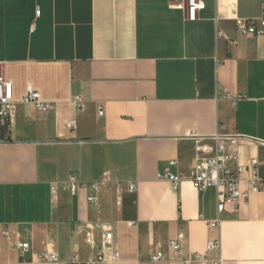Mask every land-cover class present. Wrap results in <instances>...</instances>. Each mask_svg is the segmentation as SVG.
Returning <instances> with one entry per match:
<instances>
[{"label": "crops", "instance_id": "0c3cea01", "mask_svg": "<svg viewBox=\"0 0 264 264\" xmlns=\"http://www.w3.org/2000/svg\"><path fill=\"white\" fill-rule=\"evenodd\" d=\"M182 1L0 0V76L15 101L31 84L53 106L19 103L5 131L0 120V264L84 263L108 232L110 264H184L151 261L179 233L185 258L264 264V190L248 185L264 179V34L237 28L264 19V0H203L195 20ZM217 134L247 191L222 214L216 189L191 182L197 148ZM105 172L137 190L94 189ZM71 176L86 190L53 195Z\"/></svg>", "mask_w": 264, "mask_h": 264}, {"label": "built area", "instance_id": "2783aa9c", "mask_svg": "<svg viewBox=\"0 0 264 264\" xmlns=\"http://www.w3.org/2000/svg\"><path fill=\"white\" fill-rule=\"evenodd\" d=\"M231 6H235L237 0H223ZM178 9L186 11L190 20H195L199 13L205 9L203 0H183L182 3L176 6ZM238 31L243 35H263L264 34V19L243 20L237 19ZM19 103L32 104L41 112H48L53 106L51 103L42 99L41 94L31 85L27 84L26 91L20 102L15 101L13 94V84L10 81L0 76V120L4 126H7L11 118L15 115L17 105ZM73 103L77 108H82V99L75 98ZM100 115H103V110L100 109ZM77 126L76 121L68 123V128L74 130ZM197 159L192 170L191 182L195 189L206 191L209 188H215L217 192V211L222 214L226 210V205L229 203L235 208L238 207L240 199L246 196L247 191L241 192L240 184L241 176L244 173V168L239 166L237 169H231L230 162L233 157L228 153V140L220 135H215L210 139V144H203L197 148ZM160 179H166L172 182L175 187L178 186V179L169 173L159 175ZM249 189L262 191L264 190V179L255 177L249 183ZM66 187L72 193L77 195L81 190H86V185L81 184L75 177L71 176L65 183L55 185L52 188L53 195H57L59 188ZM104 186L111 189L117 194L124 192H135L137 185L131 181H120L115 179L110 172H105L101 179L93 184L94 189ZM88 202L92 205H97L99 199L97 196L88 197ZM220 221L211 223V227H219ZM185 235L179 233L177 238L170 241L168 250L158 251L151 256L153 263H160L172 260L183 261L184 264H192L197 261L200 264H211L205 255L196 254L188 257L183 256V243ZM29 244L27 241L19 245L22 253L28 251ZM219 243L213 244L211 249H218ZM44 259L47 262L54 264H66L59 262L52 255H45ZM118 259L117 238L114 232L104 234L102 247L97 255L87 262L80 263L76 258H73L71 264H110Z\"/></svg>", "mask_w": 264, "mask_h": 264}, {"label": "trees", "instance_id": "16d2710c", "mask_svg": "<svg viewBox=\"0 0 264 264\" xmlns=\"http://www.w3.org/2000/svg\"><path fill=\"white\" fill-rule=\"evenodd\" d=\"M5 130H6V126L3 127V131H5Z\"/></svg>", "mask_w": 264, "mask_h": 264}, {"label": "bare ground", "instance_id": "6f19581e", "mask_svg": "<svg viewBox=\"0 0 264 264\" xmlns=\"http://www.w3.org/2000/svg\"><path fill=\"white\" fill-rule=\"evenodd\" d=\"M231 9V8H230ZM233 10V9H232Z\"/></svg>", "mask_w": 264, "mask_h": 264}]
</instances>
